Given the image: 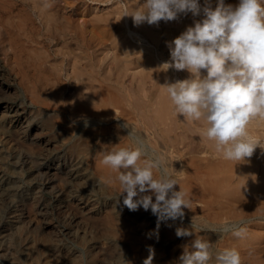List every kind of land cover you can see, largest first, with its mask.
<instances>
[{"label": "rangeland", "instance_id": "374dc122", "mask_svg": "<svg viewBox=\"0 0 264 264\" xmlns=\"http://www.w3.org/2000/svg\"><path fill=\"white\" fill-rule=\"evenodd\" d=\"M55 1L43 5L78 26V39L46 32L30 7L0 0V116L18 103L25 117L19 125L0 117V264H143L149 246L152 264H182L195 238L212 244L209 264L225 248L237 249L242 264H264V149L223 159L203 137V121L177 116L164 87L189 78L164 65L168 45L203 12L137 26L125 15L144 0H58V9ZM209 2L215 8L217 0ZM249 133L264 148V120ZM136 147L161 157L175 190L187 193L183 220L157 229L150 209L123 205L118 172L102 161ZM230 224L246 235L224 232ZM177 228L193 235L177 237Z\"/></svg>", "mask_w": 264, "mask_h": 264}, {"label": "clouds", "instance_id": "9594fccd", "mask_svg": "<svg viewBox=\"0 0 264 264\" xmlns=\"http://www.w3.org/2000/svg\"><path fill=\"white\" fill-rule=\"evenodd\" d=\"M201 12L202 21L169 43L170 62L164 64L190 76L164 87L177 116L203 121L202 135L213 142L216 152L225 160L243 161L257 147L264 149L249 133L254 120H264V0H239L235 7L217 0L215 8L209 0L203 8L199 0H144L142 8L125 16L139 26ZM102 163L118 172L128 210L150 209L157 217V229L160 221L183 220L190 201L184 190H175L178 182L164 171L161 157L147 156L140 147L119 148L106 154ZM223 231L238 238L246 235V229L236 224L225 225ZM176 235L190 237L193 232L177 228ZM191 249L180 256L182 264H209L213 259L208 240L195 238ZM148 250L143 264H152L154 250L150 246ZM214 258L215 264H242L235 248L218 251Z\"/></svg>", "mask_w": 264, "mask_h": 264}, {"label": "bare ground", "instance_id": "6f19581e", "mask_svg": "<svg viewBox=\"0 0 264 264\" xmlns=\"http://www.w3.org/2000/svg\"><path fill=\"white\" fill-rule=\"evenodd\" d=\"M18 4H21L23 6H27V7H30L34 12H36L37 16H38V19L40 20V24L43 26V29L44 31L46 32H50V31H53L55 33H58V35L61 37H65L66 35H70L68 36L69 38L72 36V37H75L77 38V34L79 33L78 32V26L76 25H72L71 22H69L70 20H67V18L63 17L62 15L59 16L56 12H58V5H60V2L58 0H56L54 3L55 5L57 6V11H53V8L52 7H45V5H43V0H15ZM57 3V4H56ZM135 3V2H134ZM20 5V6H21ZM137 6V5H136ZM52 8V9H50ZM136 8V7H135ZM138 9V8H137ZM9 12V11H8ZM107 12V11H106ZM107 14V13H106ZM184 15V14H183ZM108 16V15H107ZM15 17V16H14ZM13 18V17H12ZM111 18V17H110ZM98 20V19H97ZM96 20V21H97ZM117 21V20H116ZM130 21V20H129ZM118 22V21H117ZM39 23V22H38ZM71 23V24H70ZM96 23V22H95ZM108 23V22H107ZM127 23V22H125ZM130 23V22H128ZM75 24V23H74ZM82 25V24H80ZM30 26V25H29ZM137 28V27H136ZM175 29V28H174ZM20 30V29H19ZM18 30V31H19ZM127 31L129 32L130 35H133V31L132 30H128V27H127ZM86 32V31H85ZM51 33V32H50ZM81 33V32H80ZM136 33V32H135ZM138 34V33H137ZM51 35V34H50ZM83 35V34H82ZM25 36V35H24ZM81 36V35H80ZM79 37V36H78ZM50 38V37H49ZM74 38V39H75ZM47 39V38H46ZM73 39V40H74ZM78 39V38H77ZM80 39V38H79ZM94 39V38H93ZM71 40V39H70ZM76 40V39H75ZM81 40V39H80ZM88 41V40H87ZM91 41V40H89ZM94 42V41H93ZM104 42V41H103ZM151 42V41H150ZM83 43V41H82ZM63 44V43H62ZM70 44V43H69ZM96 44V43H94ZM126 45L125 46H129V43L127 45V43H125ZM131 45V44H130ZM43 46V45H42ZM132 47V45L130 46ZM70 48V47H69ZM79 48V47H78ZM126 48V47H124ZM155 48V47H154ZM72 50V49H71ZM131 50V49H130ZM126 52V51H125ZM128 52V51H127ZM87 53V52H86ZM127 54V53H126ZM93 55V54H92ZM129 56V55H128ZM145 56V55H144ZM118 59V58H117ZM84 60V59H83ZM92 60V59H91ZM158 60V59H157ZM123 61V60H122ZM126 61V60H125ZM146 61V60H145ZM148 61V59H147ZM146 61V62H147ZM135 62V61H134ZM105 66V65H104ZM93 67V65H92ZM147 67V66H146ZM145 67V68H146ZM93 70V69H92ZM106 71V69H105ZM138 71V70H137ZM79 72V71H78ZM88 72V71H87ZM92 72V71H91ZM125 72V71H124ZM152 73V72H151ZM124 74V73H123ZM101 75V74H100ZM151 75V74H150ZM175 75V74H174ZM189 76V75H188ZM89 77V76H88ZM128 77V76H127ZM176 77V76H175ZM73 78V77H72ZM139 79V78H138ZM83 80V79H82ZM175 81V80H174ZM119 82V81H118ZM93 84V83H92ZM94 87V86H93ZM2 90V89H1ZM137 92V91H136ZM146 92V91H145ZM153 93V92H152ZM149 95V94H148ZM113 98V97H112ZM142 102V101H141ZM9 103V102H8ZM6 104V102H5ZM20 104V102H19ZM21 105V104H20ZM18 106V103L17 105H11V106H5L3 107V109L1 110V121H3L4 117L6 118L8 116H11L12 120H10L11 122L10 123H13L15 125H19L21 123H23V121L25 120V117H23V111L22 110V107L21 106ZM152 105V104H151ZM95 108V107H94ZM26 111V110H25ZM151 111V110H150ZM77 114V113H76ZM26 116V115H25ZM3 117V118H2ZM29 118V117H28ZM108 118V117H107ZM3 119V120H2ZM89 119V118H88ZM6 120V119H5ZM0 121V122H1ZM9 122V121H8ZM9 123V124H10ZM78 123V122H77ZM2 124V123H1ZM23 125V124H22ZM27 125V124H26ZM9 126V125H8ZM11 127V126H10ZM17 127V126H16ZM22 127V126H21ZM119 131V130H118ZM39 134V133H38ZM91 134V133H90ZM72 137H69V140L71 139ZM64 139V138H62ZM75 142V139L74 137L72 138ZM80 139V138H79ZM84 139V138H83ZM82 139V140H83ZM139 139V138H138ZM4 140V139H3ZM58 140V139H56ZM68 140V141H69ZM77 140V139H76ZM61 141V139H60ZM65 143V140L62 141ZM85 142V140H84ZM178 142V141H177ZM47 143V142H45ZM62 143V144H64ZM68 143V142H67ZM77 143V142H76ZM53 144V143H52ZM66 144V143H65ZM70 144V143H69ZM23 145V144H22ZM56 145V144H55ZM72 145V143H71ZM75 145H78V144H75ZM80 145V143H79ZM6 146V145H5ZM19 146V145H18ZM66 146V145H65ZM59 147V146H58ZM77 147H80V146H77ZM83 147V146H82ZM82 147L80 149H82ZM73 148V146H72ZM76 149H79V148H76ZM85 147H83L82 150H84ZM29 151V150H28ZM35 151V150H34ZM45 151V150H44ZM79 151V150H77ZM81 151V150H80ZM4 153V152H3ZM80 154V152H79ZM28 156V155H27ZM76 159V158H75ZM2 162V161H1ZM253 163V162H252ZM246 165V164H245ZM255 167V166H254ZM1 175V173H0ZM245 176V175H244ZM262 180V179H261ZM240 181V180H239ZM254 184V183H253ZM243 185V184H242ZM239 188V187H238ZM251 188V187H250ZM248 192V191H247ZM235 193V192H234ZM239 194V193H238ZM244 196V195H243ZM87 199V198H86ZM244 204V203H243ZM84 205V204H83ZM31 207V206H30ZM86 216V215H85ZM11 220V219H10ZM14 221V219H13ZM16 223V222H15ZM26 249V248H25ZM28 256V255H27ZM74 258V257H73ZM76 261V260H75ZM70 262V261H69Z\"/></svg>", "mask_w": 264, "mask_h": 264}]
</instances>
